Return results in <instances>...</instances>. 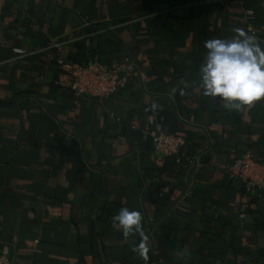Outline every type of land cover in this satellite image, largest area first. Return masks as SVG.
<instances>
[{
  "label": "crops",
  "instance_id": "crops-1",
  "mask_svg": "<svg viewBox=\"0 0 264 264\" xmlns=\"http://www.w3.org/2000/svg\"><path fill=\"white\" fill-rule=\"evenodd\" d=\"M234 28L264 48V0H0V245L14 264L145 263L139 236L112 228L122 207L143 216L150 264H264V198L225 171L247 151L264 162V100L228 111L198 87L205 41ZM59 54L138 73L76 105ZM151 119L194 138L198 165L158 157Z\"/></svg>",
  "mask_w": 264,
  "mask_h": 264
},
{
  "label": "clouds",
  "instance_id": "clouds-1",
  "mask_svg": "<svg viewBox=\"0 0 264 264\" xmlns=\"http://www.w3.org/2000/svg\"><path fill=\"white\" fill-rule=\"evenodd\" d=\"M232 31L231 37L205 41L198 87L206 97H219L226 110L242 111L264 100V48L255 34L243 28ZM181 83L185 88L189 86L187 81ZM146 110L155 113L162 108L154 102ZM111 224L113 229L122 231L125 241L139 236V242L131 250L147 264L151 245L141 212L122 207L111 218Z\"/></svg>",
  "mask_w": 264,
  "mask_h": 264
},
{
  "label": "built area",
  "instance_id": "built-area-1",
  "mask_svg": "<svg viewBox=\"0 0 264 264\" xmlns=\"http://www.w3.org/2000/svg\"><path fill=\"white\" fill-rule=\"evenodd\" d=\"M253 18L252 10H244V20L247 24H250ZM252 33L255 32L252 30ZM18 52L24 53L23 51ZM57 66L59 85L73 95L76 105H79L80 101L85 98L104 100L115 96L126 88L133 76L138 73L137 66L129 58L119 65L109 62H93L82 65L59 54ZM145 134L150 137L153 150L158 157L175 159L177 163L186 159L188 164L198 165V159L187 153L184 137L157 131L152 119L145 127ZM225 171L229 179L241 181L247 191L264 192V162L255 161L250 151L245 152L231 165L226 166ZM186 196L189 194L186 193ZM13 254L12 245H0V264H14ZM147 264L150 263L147 262Z\"/></svg>",
  "mask_w": 264,
  "mask_h": 264
},
{
  "label": "trees",
  "instance_id": "trees-1",
  "mask_svg": "<svg viewBox=\"0 0 264 264\" xmlns=\"http://www.w3.org/2000/svg\"><path fill=\"white\" fill-rule=\"evenodd\" d=\"M75 63H77V62H75ZM80 64V63H79ZM194 138H187L186 139V147H185V149H186V151H187V153H189L191 150H193V149H195L197 146L194 144ZM244 154V153H243ZM242 154V155H243ZM242 155H240V156H242ZM239 156V157H240ZM166 159H169V160H171V162H172V164L174 165V166H176V167H180V166H183V165H188V163H187V161H186V159H184V160H182L181 162H179V163H177L176 161H175V159H171V158H166ZM245 186V185H244ZM246 188V187H245ZM246 191H247V189H245ZM246 194L248 195V197H251V198H256V199H262V198H264V192H262V191H255L254 192V194H252L251 192H249V191H247L246 192Z\"/></svg>",
  "mask_w": 264,
  "mask_h": 264
}]
</instances>
